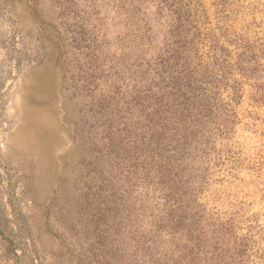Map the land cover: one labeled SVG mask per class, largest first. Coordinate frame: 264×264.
I'll list each match as a JSON object with an SVG mask.
<instances>
[{"label":"rangeland","instance_id":"rangeland-1","mask_svg":"<svg viewBox=\"0 0 264 264\" xmlns=\"http://www.w3.org/2000/svg\"><path fill=\"white\" fill-rule=\"evenodd\" d=\"M179 27L195 40L192 66L212 76L227 60L243 92L199 203L264 264V0H0V264H138L152 219L98 106L112 94L125 111L159 81Z\"/></svg>","mask_w":264,"mask_h":264},{"label":"trees","instance_id":"trees-1","mask_svg":"<svg viewBox=\"0 0 264 264\" xmlns=\"http://www.w3.org/2000/svg\"><path fill=\"white\" fill-rule=\"evenodd\" d=\"M179 29L176 49L157 57L159 81L139 90L125 103V111H119L117 103L113 107L112 94L104 98V109L101 102L98 106L99 115L103 110L107 114L104 139L111 153L123 151L129 170L141 176L140 216L152 219L137 240L138 264H248L247 245L234 236L230 224L211 223L198 199L214 144L232 131V103L237 104L243 92L238 81L230 83L233 66L227 60L212 76L192 66L189 53L195 40L188 39L184 27ZM224 92L228 100L222 98ZM118 114L125 128L114 131ZM121 131H130L126 139L119 137ZM163 237L183 242L165 247Z\"/></svg>","mask_w":264,"mask_h":264}]
</instances>
